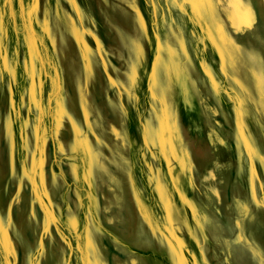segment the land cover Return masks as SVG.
Segmentation results:
<instances>
[{"label": "rangeland", "instance_id": "374dc122", "mask_svg": "<svg viewBox=\"0 0 264 264\" xmlns=\"http://www.w3.org/2000/svg\"><path fill=\"white\" fill-rule=\"evenodd\" d=\"M0 264H264V0H0Z\"/></svg>", "mask_w": 264, "mask_h": 264}, {"label": "crops", "instance_id": "0c3cea01", "mask_svg": "<svg viewBox=\"0 0 264 264\" xmlns=\"http://www.w3.org/2000/svg\"><path fill=\"white\" fill-rule=\"evenodd\" d=\"M235 15H236L238 18H242V19L245 18V16H244L243 14H241V12L238 11V10H236V9H235Z\"/></svg>", "mask_w": 264, "mask_h": 264}]
</instances>
